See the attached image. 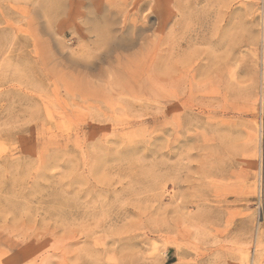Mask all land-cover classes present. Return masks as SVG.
Instances as JSON below:
<instances>
[{"label": "rangeland", "instance_id": "obj_1", "mask_svg": "<svg viewBox=\"0 0 264 264\" xmlns=\"http://www.w3.org/2000/svg\"><path fill=\"white\" fill-rule=\"evenodd\" d=\"M263 35L264 0H0V264H264Z\"/></svg>", "mask_w": 264, "mask_h": 264}, {"label": "bare ground", "instance_id": "obj_2", "mask_svg": "<svg viewBox=\"0 0 264 264\" xmlns=\"http://www.w3.org/2000/svg\"><path fill=\"white\" fill-rule=\"evenodd\" d=\"M101 2H102V1H101ZM114 4H115V3H114ZM151 4H152V2H151ZM125 6H126V5H125ZM163 7H164V6H163ZM114 10H116V9H114ZM126 10H127V9H126ZM118 11H120V10H118ZM123 11H124V10H123ZM123 11H122V12H123ZM116 13H118V12H116ZM161 13H162V12H161ZM98 14H99V13H98ZM119 14H121V12H120ZM134 14H135V13H134ZM134 14H133V15H134ZM116 16H118V15L116 14ZM121 16H122V15H121ZM177 16H178V15H177ZM131 17H132V16H131ZM141 19H142V18H141ZM121 21H122V20H121ZM177 26H178V25H177ZM263 39H264V35H263ZM175 81H176V80H175ZM174 83H175V82H174ZM174 83H173V84H174ZM175 87H176V85H175ZM174 188H176V186H175ZM176 212H177V211H176ZM172 214H173V213H172ZM190 219H191V218H190Z\"/></svg>", "mask_w": 264, "mask_h": 264}]
</instances>
